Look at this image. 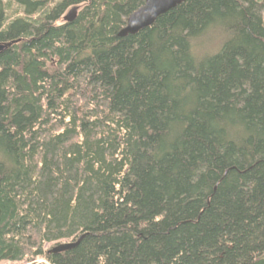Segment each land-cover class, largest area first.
Returning a JSON list of instances; mask_svg holds the SVG:
<instances>
[{"label":"trees","instance_id":"obj_1","mask_svg":"<svg viewBox=\"0 0 264 264\" xmlns=\"http://www.w3.org/2000/svg\"><path fill=\"white\" fill-rule=\"evenodd\" d=\"M144 4L0 0V264H264V0Z\"/></svg>","mask_w":264,"mask_h":264},{"label":"water","instance_id":"obj_2","mask_svg":"<svg viewBox=\"0 0 264 264\" xmlns=\"http://www.w3.org/2000/svg\"><path fill=\"white\" fill-rule=\"evenodd\" d=\"M186 0H145V4L134 12L127 21L125 28L119 33L120 38L134 36L142 30L151 27L159 17L172 11ZM78 8L74 7L68 16L64 18L66 22H72L76 16ZM11 46V45H8ZM3 47L0 46V50ZM81 239L76 242L60 244L53 250V253H63L76 248Z\"/></svg>","mask_w":264,"mask_h":264},{"label":"rangeland","instance_id":"obj_3","mask_svg":"<svg viewBox=\"0 0 264 264\" xmlns=\"http://www.w3.org/2000/svg\"><path fill=\"white\" fill-rule=\"evenodd\" d=\"M74 7H71L70 9H68V11L64 14V17L68 16L70 11L73 9ZM52 247H54V245H49L48 249H51ZM1 264H12V263H1ZM16 264H20V263H16ZM22 264H49L45 259L43 258H38L37 260H35L33 263H22Z\"/></svg>","mask_w":264,"mask_h":264},{"label":"bare ground","instance_id":"obj_4","mask_svg":"<svg viewBox=\"0 0 264 264\" xmlns=\"http://www.w3.org/2000/svg\"><path fill=\"white\" fill-rule=\"evenodd\" d=\"M128 21V20H127ZM127 24V23H126ZM125 28V27H124Z\"/></svg>","mask_w":264,"mask_h":264}]
</instances>
